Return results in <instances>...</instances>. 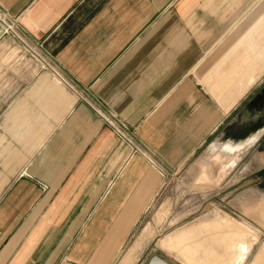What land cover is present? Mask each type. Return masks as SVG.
<instances>
[{
	"label": "crops",
	"instance_id": "obj_1",
	"mask_svg": "<svg viewBox=\"0 0 264 264\" xmlns=\"http://www.w3.org/2000/svg\"><path fill=\"white\" fill-rule=\"evenodd\" d=\"M0 7L16 25L0 22V264H113L164 175L257 133L243 160L264 132V76L251 61L264 58V0ZM20 38L40 45L60 76ZM101 113L143 153L130 155ZM168 211L162 202L156 221Z\"/></svg>",
	"mask_w": 264,
	"mask_h": 264
},
{
	"label": "rangeland",
	"instance_id": "obj_2",
	"mask_svg": "<svg viewBox=\"0 0 264 264\" xmlns=\"http://www.w3.org/2000/svg\"><path fill=\"white\" fill-rule=\"evenodd\" d=\"M242 26L234 31L235 40L240 35ZM251 61L257 64L256 77H259L262 71L260 76L263 77L264 58ZM246 144L247 142L242 143L240 148L231 146V154H213L214 157L220 156L213 160L211 153H203L181 171L164 175L154 201L118 252L113 264H121L132 247L129 264H149L154 256L169 264H186L160 245V241L168 234L175 237L186 236L198 258L204 260L208 251L210 257L207 259L213 261L214 255L226 252L227 246L245 238L246 235L249 236L252 230L259 238L243 263L250 264L259 246L264 242V156L256 155L252 151L242 160ZM164 201L169 203V211L166 217L157 222L155 217ZM200 216L203 218L196 221L195 218ZM149 222H154L156 233L151 238L139 239L142 229ZM181 226L184 227L177 232L167 233ZM194 226H205L208 230L203 228L209 232L197 234L190 228ZM215 231L216 236L212 237V232ZM208 237L215 240H207ZM259 264H264V261Z\"/></svg>",
	"mask_w": 264,
	"mask_h": 264
},
{
	"label": "bare ground",
	"instance_id": "obj_3",
	"mask_svg": "<svg viewBox=\"0 0 264 264\" xmlns=\"http://www.w3.org/2000/svg\"><path fill=\"white\" fill-rule=\"evenodd\" d=\"M246 147V146H245ZM248 234V233H247ZM174 236H168L161 244L162 247L167 251L172 253L174 256L181 259L186 264H243L248 258L253 245L257 242L259 236L250 231L249 236L246 235L245 238L235 241L227 246L226 252L222 254L214 255L212 259L208 261L207 258L210 254L206 251V258L201 260L195 254V249L192 244L188 243L186 236L182 235L177 238ZM213 257V256H212ZM264 261V244L257 251L254 259L250 264H259ZM149 264H169L164 259L154 256L151 258Z\"/></svg>",
	"mask_w": 264,
	"mask_h": 264
},
{
	"label": "built area",
	"instance_id": "obj_4",
	"mask_svg": "<svg viewBox=\"0 0 264 264\" xmlns=\"http://www.w3.org/2000/svg\"><path fill=\"white\" fill-rule=\"evenodd\" d=\"M0 22L4 24L5 26V31H12L14 32V26L15 25V19H10L8 14L0 7ZM23 44L27 47L28 50L36 57V59L43 63V66H47L51 68L54 72H57L55 66L51 64L46 56L43 54V52L40 49V45L34 44L26 40L25 38H20ZM99 111V110H98ZM101 115L105 118V120L108 122V124L122 137L130 146V155L134 152H141L143 153V150L134 142L132 136L128 133L126 127L122 124L119 123L118 121L112 119L109 115H106L105 113H101Z\"/></svg>",
	"mask_w": 264,
	"mask_h": 264
},
{
	"label": "flooded vegetation",
	"instance_id": "obj_5",
	"mask_svg": "<svg viewBox=\"0 0 264 264\" xmlns=\"http://www.w3.org/2000/svg\"><path fill=\"white\" fill-rule=\"evenodd\" d=\"M252 101L254 102L255 100L253 99ZM261 110H262V112H264V100H263V106H262ZM262 125H264V120L262 121ZM256 135H257V133L251 134V135L247 136L246 138H244L243 140L234 141L235 143H238V144H235L233 146L240 148L242 143L247 142V144L245 145L246 146L245 150H246L256 140ZM237 145H239V146H237ZM252 150L256 155L264 156V132H263L261 138L258 140V142L252 147ZM250 153H252V151Z\"/></svg>",
	"mask_w": 264,
	"mask_h": 264
}]
</instances>
